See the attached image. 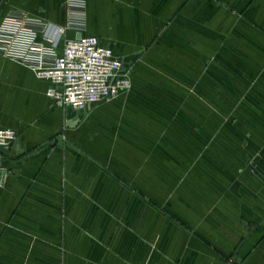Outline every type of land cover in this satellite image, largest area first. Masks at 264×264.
Masks as SVG:
<instances>
[{
    "label": "crops",
    "instance_id": "obj_1",
    "mask_svg": "<svg viewBox=\"0 0 264 264\" xmlns=\"http://www.w3.org/2000/svg\"><path fill=\"white\" fill-rule=\"evenodd\" d=\"M64 1L4 0L0 24L17 9L63 25ZM86 12L84 34L132 88L90 111L57 107L48 81L0 54V128L18 134L1 155L0 264H264V0H86ZM214 105H236L220 159L227 113Z\"/></svg>",
    "mask_w": 264,
    "mask_h": 264
},
{
    "label": "built area",
    "instance_id": "obj_2",
    "mask_svg": "<svg viewBox=\"0 0 264 264\" xmlns=\"http://www.w3.org/2000/svg\"><path fill=\"white\" fill-rule=\"evenodd\" d=\"M63 25L22 10L9 11L0 24V54L29 67L50 83L47 96L54 105L90 111L121 92L130 91V69L98 37L85 35L86 0H65ZM77 34L67 38L68 32ZM64 47L58 50L61 39ZM18 139L12 129L0 128V152ZM1 161V154H0Z\"/></svg>",
    "mask_w": 264,
    "mask_h": 264
},
{
    "label": "rangeland",
    "instance_id": "obj_3",
    "mask_svg": "<svg viewBox=\"0 0 264 264\" xmlns=\"http://www.w3.org/2000/svg\"><path fill=\"white\" fill-rule=\"evenodd\" d=\"M212 111L214 114L220 113L221 115L224 113V111L227 113V116L224 119H222L225 122L221 121V123H219V124L214 123L213 157H217V159H220V152H221L220 151V144L222 142L226 141V138L222 137L223 133L225 132L222 125H225L227 123L230 125V120H231L232 116L235 115V113H236V105H232V106H228V107L214 105L212 107ZM222 118H223V116H222ZM214 163H215V161H214ZM215 166H219V164H217ZM236 260H237V257H235L234 254L230 255L229 264L236 263L237 262Z\"/></svg>",
    "mask_w": 264,
    "mask_h": 264
},
{
    "label": "water",
    "instance_id": "obj_4",
    "mask_svg": "<svg viewBox=\"0 0 264 264\" xmlns=\"http://www.w3.org/2000/svg\"><path fill=\"white\" fill-rule=\"evenodd\" d=\"M3 1H4V0L1 1V3H0V7H1ZM68 125L70 126L71 123H68ZM3 153H4L3 150H1L0 154L2 155ZM0 169H1V161H0ZM6 173H7V172H6L5 170H2V169H1V170H0V178L4 177V176L6 175Z\"/></svg>",
    "mask_w": 264,
    "mask_h": 264
}]
</instances>
